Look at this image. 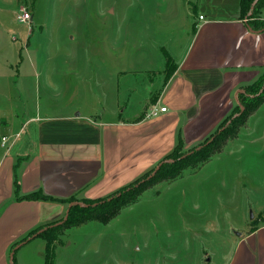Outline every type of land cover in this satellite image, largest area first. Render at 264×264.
<instances>
[{"label": "rangeland", "instance_id": "374dc122", "mask_svg": "<svg viewBox=\"0 0 264 264\" xmlns=\"http://www.w3.org/2000/svg\"><path fill=\"white\" fill-rule=\"evenodd\" d=\"M219 2L0 0V257L11 232L3 218L11 202L4 198L17 174L7 154L19 123L10 121H23L39 103L67 102L70 73L77 74L73 96L84 113L121 105L128 116L130 108L143 106L150 83L154 90L166 80V57L173 65L187 48L199 15L211 13ZM26 11L31 20L24 23L19 16ZM56 88L63 94L56 95ZM255 113L238 139L228 140L199 169L150 187L109 224L90 222L64 231L56 248L71 245L58 252L59 260L226 264L239 234L264 219V106ZM3 137L9 140L6 147ZM39 244L45 247L42 237L17 250L13 264L23 255L37 257Z\"/></svg>", "mask_w": 264, "mask_h": 264}, {"label": "crops", "instance_id": "0c3cea01", "mask_svg": "<svg viewBox=\"0 0 264 264\" xmlns=\"http://www.w3.org/2000/svg\"><path fill=\"white\" fill-rule=\"evenodd\" d=\"M219 1L217 9L199 15L203 20L195 22L196 30L174 60L171 77L165 76L154 90L150 83L143 106L130 108L128 116H123L121 105L109 112L104 105L84 113L73 96L77 74L70 73L73 83L66 86L71 94L67 102L39 103L23 121H10L19 123L7 157L11 155L12 167L23 160L17 169L20 195L41 191L59 200L106 198L157 167L179 138L190 147L213 134L238 105L239 92L264 73V31H252L241 19L240 0ZM260 17L264 21V7ZM58 90L56 95L63 94ZM152 106L167 112L146 119ZM8 189L4 199L11 204L3 218L11 232L0 264H12L9 253L14 245L37 228L64 219L69 209L62 202H19L14 182ZM252 227L253 232L238 237L226 264H264V219ZM70 245L57 246L56 264H70L61 262L58 253ZM45 247L40 249L39 244L37 257L23 255L18 264H44Z\"/></svg>", "mask_w": 264, "mask_h": 264}, {"label": "trees", "instance_id": "16d2710c", "mask_svg": "<svg viewBox=\"0 0 264 264\" xmlns=\"http://www.w3.org/2000/svg\"><path fill=\"white\" fill-rule=\"evenodd\" d=\"M254 2L255 0H240L241 19L245 20L246 25L252 31L262 32L264 31V21L261 20L260 12L264 7V0H259L254 9H252ZM195 30L196 27L194 26L193 31ZM166 59V79H169L174 71V64L171 65L172 62L168 56ZM262 89L263 92L260 94ZM243 90L244 93L238 96L239 104L236 106L232 114L218 127L216 132L211 134L208 138L199 143L198 146L193 147V149L186 153L182 152L186 145L183 140L179 138L173 151L161 162H159V164L164 161L169 162L164 163L153 178L148 180V178L155 171L156 167L109 197L97 200L78 199L76 197H72L67 200H59L46 196L41 191H36L27 195H20L18 176L15 174L14 188L16 201H53L66 203L68 205L73 202H82L88 205V207H81L77 205L72 207L68 220L62 225L53 226L62 222L64 219L39 227L32 231L19 243L28 240L38 231L46 227L53 226L48 228V230L44 231L38 237H42L46 242L44 264H56V245L58 244L57 242L60 241L63 232L67 229L80 227L90 222H99L105 225L109 224L112 220L119 216L122 210L136 204L140 200L143 193L150 189V187L162 182L174 181L181 177L185 170L199 169L202 165L207 163L212 156L220 153L222 151V147L228 140L237 138L240 129L245 127L249 117L264 105V73L257 81L243 88ZM241 106L244 107V112L239 117L232 120L236 114L241 112ZM230 120H232V122L226 127ZM22 161L23 160L21 159L15 163L16 171ZM250 231L253 232L254 227H252ZM16 245L13 246L11 251Z\"/></svg>", "mask_w": 264, "mask_h": 264}, {"label": "water", "instance_id": "95a60500", "mask_svg": "<svg viewBox=\"0 0 264 264\" xmlns=\"http://www.w3.org/2000/svg\"><path fill=\"white\" fill-rule=\"evenodd\" d=\"M258 1H259V0H255V2H254L253 5H252V9H254V7L256 6V4L258 3ZM262 92H263V89L261 90L260 94H261ZM239 93H244V91H240ZM243 112H244V107L241 106V112H240L239 114H236V115L232 118V120H234V119H236L237 117H239ZM232 120H230V121L227 123L226 127H227L228 125H230V123L232 122ZM223 129H224V128H223ZM210 141H212V140H210ZM210 141H209V142H210ZM184 157H185V156H184ZM168 162H169V161H164V162L160 163V164L156 167V169H155V171L152 173V175L148 178V180H150L151 178H153V177L156 175V173L158 172V170L161 168V166H162L164 163H168ZM76 205H77V206H81V207H88V205H86V204H84V203H82V202H73V203H71V204L69 205V209H68V211H67V213H66V215H65L64 220H63L62 222H59L58 224L53 225V226L62 225L64 222H66V221L68 220V217H69V213H70L71 208L74 207V206H76ZM53 226L46 227V228H44V229L38 231L36 234H34V235H33L32 237H30L28 240H26V241H24V242H21V243L17 244V245L14 247V249L12 250V253H11V255H10L11 263L13 264L14 255H15V252H16L17 250H19L21 247H23L24 245H26L29 241H31V240H33L34 238L38 237V236H39L40 234H42L44 231L48 230V228H51V227H53ZM239 236H241V234H239Z\"/></svg>", "mask_w": 264, "mask_h": 264}, {"label": "built area", "instance_id": "2783aa9c", "mask_svg": "<svg viewBox=\"0 0 264 264\" xmlns=\"http://www.w3.org/2000/svg\"><path fill=\"white\" fill-rule=\"evenodd\" d=\"M19 19H20L21 22L26 23V22L31 20V15L27 11L26 12H22L20 14V16H19ZM199 20H203V17L200 16ZM166 112H167L166 108L159 107V106H152L150 109H148L146 111L145 118L146 119H154V118L159 117L162 113H166ZM8 141L9 140H8L7 137H3V139H2V147H6L7 144H8Z\"/></svg>", "mask_w": 264, "mask_h": 264}]
</instances>
